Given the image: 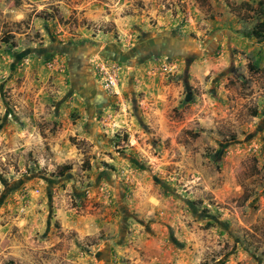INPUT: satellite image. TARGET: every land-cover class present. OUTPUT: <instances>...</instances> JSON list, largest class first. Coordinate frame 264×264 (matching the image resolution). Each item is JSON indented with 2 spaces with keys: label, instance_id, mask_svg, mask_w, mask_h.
I'll list each match as a JSON object with an SVG mask.
<instances>
[{
  "label": "rangeland",
  "instance_id": "rangeland-1",
  "mask_svg": "<svg viewBox=\"0 0 264 264\" xmlns=\"http://www.w3.org/2000/svg\"><path fill=\"white\" fill-rule=\"evenodd\" d=\"M0 264H264V0H0Z\"/></svg>",
  "mask_w": 264,
  "mask_h": 264
},
{
  "label": "trees",
  "instance_id": "trees-1",
  "mask_svg": "<svg viewBox=\"0 0 264 264\" xmlns=\"http://www.w3.org/2000/svg\"><path fill=\"white\" fill-rule=\"evenodd\" d=\"M71 169V167H64L60 169V174L63 175L65 174L67 171H69Z\"/></svg>",
  "mask_w": 264,
  "mask_h": 264
}]
</instances>
